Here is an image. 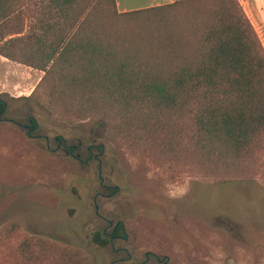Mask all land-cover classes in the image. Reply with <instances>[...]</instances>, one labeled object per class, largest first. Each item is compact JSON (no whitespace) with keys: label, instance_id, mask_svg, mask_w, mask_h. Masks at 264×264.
Segmentation results:
<instances>
[{"label":"rangeland","instance_id":"obj_1","mask_svg":"<svg viewBox=\"0 0 264 264\" xmlns=\"http://www.w3.org/2000/svg\"><path fill=\"white\" fill-rule=\"evenodd\" d=\"M263 1L238 0L264 47ZM84 2L91 26L137 51H162L148 40L184 31L204 3L122 15L111 0ZM2 61L0 264H110L125 254L91 236L117 221L127 238L113 247L131 259L114 264H138L147 251L167 264H264V133L227 167L202 155L190 110L152 115L143 127L145 110L95 112L60 94L56 78L40 81L44 71ZM146 264L161 263L150 255Z\"/></svg>","mask_w":264,"mask_h":264},{"label":"trees","instance_id":"obj_2","mask_svg":"<svg viewBox=\"0 0 264 264\" xmlns=\"http://www.w3.org/2000/svg\"><path fill=\"white\" fill-rule=\"evenodd\" d=\"M84 1L0 0V55L44 71L40 81L56 78L59 93L79 106L101 112L109 105L126 115L145 110L137 121L143 127L152 115L190 110L199 148L212 162L229 167L251 154L264 133V47L238 0H175L116 11L204 2L202 16L189 17L184 31L148 40L162 51L119 49L91 26ZM187 47L193 50L177 51ZM91 238L108 241L98 230Z\"/></svg>","mask_w":264,"mask_h":264},{"label":"flooded vegetation","instance_id":"obj_3","mask_svg":"<svg viewBox=\"0 0 264 264\" xmlns=\"http://www.w3.org/2000/svg\"><path fill=\"white\" fill-rule=\"evenodd\" d=\"M0 103L3 105L2 108L0 109V118H1V114H2L3 111L5 110V103H4L1 99H0ZM29 118H30V119H29ZM9 120H10V119H9ZM27 121H28V124H25L24 127H25V128L28 127L27 132L30 133V131H31L32 129H34V128L37 127V123H36L35 119H34L32 116H29V117L27 118ZM13 122H15V121L13 120ZM15 123H17V122H15ZM17 124H18V123H17ZM45 139L47 140L46 137H45ZM55 139H57V140L59 141L58 146L61 145L60 143H62V145H63L64 147L66 146V144H65V140H63V139H61V138L58 139L57 137H55ZM100 146L102 147V145H100ZM74 149H75V146H71V147L69 148V153L71 154V153L73 152ZM88 150H89V147H88ZM90 155H91V153H90ZM96 208H97V207H96ZM117 224H121V229H120L119 232H116V231H115V227H116ZM108 225L111 226V225H112V222H111V221H108ZM102 233L108 238V242L112 245V249H113L115 252H119V251H121V252H123V253L125 254L124 257H119L118 259L112 260V261L110 262V264H114V262H115L116 260H117L118 262H124V261H127V260H130V259H131V253L129 252V250H128L127 248H125V247H117V248H114V247H113V239H114V238H122L123 240H125V239L127 238V234H126V232H125L124 225H123L122 222H119V223H118V221L115 222V224L112 225V228H111V231H110V232H106V230L103 229V230H102ZM150 255L154 256L155 259H156V261H157L158 263L160 262L161 264H167V260H165V261L162 262V261H161V260H162L161 258H159L157 255H155V254H153V253H151V252H148V251L145 252V257H144V259H143L140 263H138V264H146L147 261H148V259H149V257H150ZM166 259H167V257H166ZM130 264H137V263H135V262H131Z\"/></svg>","mask_w":264,"mask_h":264},{"label":"crops","instance_id":"obj_4","mask_svg":"<svg viewBox=\"0 0 264 264\" xmlns=\"http://www.w3.org/2000/svg\"><path fill=\"white\" fill-rule=\"evenodd\" d=\"M173 1H175V0H114L115 7L119 13L137 10V9L149 8V7L158 6V5H163V4L171 3ZM254 1L256 2L257 5H259L261 0H254ZM263 3H264V1H263ZM251 7L253 8L254 4ZM4 59L10 60V59L0 55V62L2 63V65H7V63L5 61H2ZM10 62L19 63V62L13 61V60H10ZM20 64H22V63H20ZM23 65H25V64H23Z\"/></svg>","mask_w":264,"mask_h":264},{"label":"water","instance_id":"obj_5","mask_svg":"<svg viewBox=\"0 0 264 264\" xmlns=\"http://www.w3.org/2000/svg\"><path fill=\"white\" fill-rule=\"evenodd\" d=\"M29 119H30V118H29ZM10 121H12V122H13V120H12V119H10ZM119 222H121V221H118V223H119Z\"/></svg>","mask_w":264,"mask_h":264}]
</instances>
